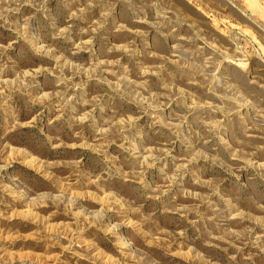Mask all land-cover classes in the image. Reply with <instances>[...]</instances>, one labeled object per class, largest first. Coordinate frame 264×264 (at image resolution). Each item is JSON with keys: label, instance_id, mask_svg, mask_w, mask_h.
Here are the masks:
<instances>
[{"label": "rangeland", "instance_id": "374dc122", "mask_svg": "<svg viewBox=\"0 0 264 264\" xmlns=\"http://www.w3.org/2000/svg\"><path fill=\"white\" fill-rule=\"evenodd\" d=\"M0 264H264V0H0Z\"/></svg>", "mask_w": 264, "mask_h": 264}]
</instances>
